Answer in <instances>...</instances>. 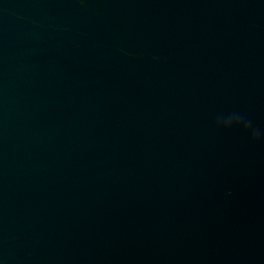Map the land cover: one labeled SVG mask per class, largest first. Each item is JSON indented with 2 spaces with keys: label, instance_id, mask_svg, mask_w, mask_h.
I'll return each mask as SVG.
<instances>
[{
  "label": "water",
  "instance_id": "95a60500",
  "mask_svg": "<svg viewBox=\"0 0 264 264\" xmlns=\"http://www.w3.org/2000/svg\"><path fill=\"white\" fill-rule=\"evenodd\" d=\"M0 264H264V0H0Z\"/></svg>",
  "mask_w": 264,
  "mask_h": 264
}]
</instances>
